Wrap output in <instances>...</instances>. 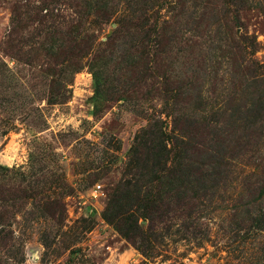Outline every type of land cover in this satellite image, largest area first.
<instances>
[{
  "label": "rangeland",
  "instance_id": "obj_1",
  "mask_svg": "<svg viewBox=\"0 0 264 264\" xmlns=\"http://www.w3.org/2000/svg\"><path fill=\"white\" fill-rule=\"evenodd\" d=\"M0 264H264V0H0Z\"/></svg>",
  "mask_w": 264,
  "mask_h": 264
},
{
  "label": "built area",
  "instance_id": "obj_2",
  "mask_svg": "<svg viewBox=\"0 0 264 264\" xmlns=\"http://www.w3.org/2000/svg\"><path fill=\"white\" fill-rule=\"evenodd\" d=\"M100 187L99 186H97V188L95 189V191H98V189H99ZM93 195H95V193H93Z\"/></svg>",
  "mask_w": 264,
  "mask_h": 264
}]
</instances>
